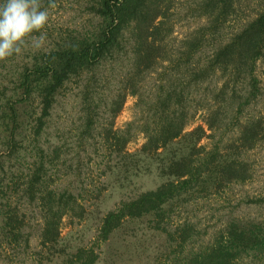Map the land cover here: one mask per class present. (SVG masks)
Returning a JSON list of instances; mask_svg holds the SVG:
<instances>
[{
	"label": "trees",
	"instance_id": "trees-1",
	"mask_svg": "<svg viewBox=\"0 0 264 264\" xmlns=\"http://www.w3.org/2000/svg\"><path fill=\"white\" fill-rule=\"evenodd\" d=\"M185 1L180 13L176 0H83L87 24L46 26L45 47L0 59L8 69L0 71V247L31 249L36 231L47 263L96 264V247L133 224L165 237L152 264H264V218L230 214L210 230L191 208L229 200L254 175L248 153L264 142V0ZM176 15L204 22L177 39ZM128 96L135 118L115 128ZM139 133L145 141L131 152ZM92 141L108 164L86 196L132 195L99 219L72 187ZM245 201L264 206V193ZM64 217L96 219L93 244H62Z\"/></svg>",
	"mask_w": 264,
	"mask_h": 264
},
{
	"label": "rangeland",
	"instance_id": "rangeland-1",
	"mask_svg": "<svg viewBox=\"0 0 264 264\" xmlns=\"http://www.w3.org/2000/svg\"><path fill=\"white\" fill-rule=\"evenodd\" d=\"M176 9L179 11L183 6L189 5L191 2L185 0H176ZM246 3V2H245ZM250 6L253 5V1L250 2ZM85 3L83 0L76 2L74 0H61L58 1L54 7H47L49 10V21L47 23V28L52 29L53 27L63 26H75L79 24H87L85 16ZM248 10V9H247ZM184 13V12H183ZM173 18V17H172ZM204 20H196L194 18H179L177 15L174 16L173 20V37L181 39L187 32L192 31L196 27L200 26ZM44 31V30H43ZM37 35V34H36ZM47 41V40H46ZM46 41L43 47L46 46ZM35 49L31 46L29 41L23 48V51L19 55H15L17 60H22L25 56L26 49ZM7 62H0V71L6 72L8 69L4 68L2 65ZM8 66H11L8 64ZM12 67V66H11ZM72 90L71 92H73ZM135 103L136 98L134 96H128L125 104L115 119V128H124L126 123L135 118ZM263 104V100L257 104H252L250 111L254 114L258 113ZM64 107L68 111L74 112L76 110L75 100L72 97L66 98L64 101ZM63 106L56 110V113H63ZM198 118V117H197ZM71 118L66 121L64 127L70 126ZM54 121H57L56 119ZM200 123V118L194 123L197 125ZM190 129V128H189ZM54 130H52L51 139L53 141L58 138L54 137ZM145 138L143 134L139 133L135 140L131 141L127 145L129 151H134L141 147L144 143ZM93 142V141H92ZM207 139L202 140V143H206ZM104 148H100V142H93L91 145L87 146L86 151H82V161H81V175L77 181L74 182L72 187H76L85 197L88 198L86 201L87 208L95 210V216L99 219L106 211L109 209H114L122 199H127L132 196L127 190L121 189H105L103 193L98 197L94 198L93 195L90 197L86 196L85 189H96V186L102 185L106 176L103 175L102 170L106 168L107 158L103 152ZM101 159L102 164H99ZM248 160L252 163V168L254 175L243 185H237L233 192L232 198L225 201L224 198L219 200L202 201V204L194 205L193 208L196 215L201 220L202 226L206 229L212 230L215 222H224L226 219L232 215H238L239 217H255L264 218V206H260L254 203H247L245 200L248 197H254L264 193V142L258 147L252 149L248 153ZM107 169V168H106ZM76 189V190H77ZM230 191H228L229 193ZM96 203V205L94 204ZM95 205V206H93ZM35 214V212H34ZM33 213L29 216L34 215ZM36 215V214H35ZM32 225L36 226L37 216H32ZM71 221H74L71 222ZM97 220L90 218L86 220H79L74 218L72 220L70 217H64L61 224V237L63 238L62 244L69 243L70 245H92L93 241L97 235ZM38 227V226H37ZM145 228V227H144ZM141 226L130 225L124 229L118 230L114 235H112L109 242H105L101 247H96V251H100V259L96 264H152L149 263V259L153 258L158 253H162L165 243L164 235H145L142 233L144 230H140ZM135 235H138L135 236ZM152 237V238H150ZM136 239H140L137 241ZM38 235L35 234L31 236V249L24 252L19 251V247L12 248L3 245L0 247V264H38L42 262L43 264H54L51 262H46L45 258L49 257L46 251L41 250V246L38 244ZM159 248V249H158ZM144 249H148L147 253ZM158 249V251H157ZM150 251V252H149ZM145 252V253H144ZM150 253V256H148ZM43 257H45L43 259ZM148 258V260H147ZM152 261V260H151Z\"/></svg>",
	"mask_w": 264,
	"mask_h": 264
},
{
	"label": "clouds",
	"instance_id": "clouds-1",
	"mask_svg": "<svg viewBox=\"0 0 264 264\" xmlns=\"http://www.w3.org/2000/svg\"><path fill=\"white\" fill-rule=\"evenodd\" d=\"M54 6L55 0H49V7ZM49 15L39 0H0V59L21 54L29 41L41 49Z\"/></svg>",
	"mask_w": 264,
	"mask_h": 264
}]
</instances>
